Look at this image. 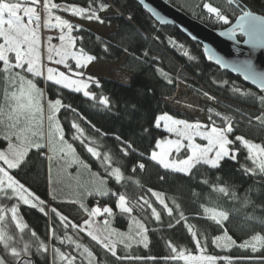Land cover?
Masks as SVG:
<instances>
[{
	"label": "snow or ice",
	"instance_id": "snow-or-ice-1",
	"mask_svg": "<svg viewBox=\"0 0 264 264\" xmlns=\"http://www.w3.org/2000/svg\"><path fill=\"white\" fill-rule=\"evenodd\" d=\"M110 7L112 4L109 0H88L86 7L75 3L60 4L54 0H0V98L3 101L0 103V133L8 141L7 148L0 150V194L16 201L10 207L0 206V245L3 248V252L0 253V264H35L32 258L33 245H35L37 254L50 257L49 264H77L78 259L81 264H84V261L86 264H105L104 259L100 258L88 246L73 239L67 234V231H65L64 238H60L56 234L55 227L50 226L49 239L59 240L61 245L66 239L70 245H74V251L77 254L62 251L55 244H47L41 240L20 216L18 205L22 202L38 209L44 215H48L47 205L25 184L11 175L9 170L26 165L29 153L35 149L48 161H52L58 154V158L64 160L67 165L77 164L91 172L90 166L79 158L73 145L65 140L63 128L57 118V113L61 108L71 109L73 112L76 109L72 108L71 104H65L62 97L46 100L44 90L38 87L33 79L28 78V74H31L32 77L44 78L53 85L59 86L61 90L67 89L74 93H80L89 100L96 101L102 111L108 114H117L119 108L109 96L98 97L94 91L89 90L90 85L100 88L101 81L93 75H88L85 78V73L82 70L86 69L97 57L85 50L83 46L85 35H72L74 31L85 32V30L82 26L63 19L61 15H56V10H62L87 21L110 24L111 20L100 14ZM202 7L210 17L224 24L230 23V15L239 12L240 14L236 16L235 26L225 34L233 36L239 30L249 37L246 43L264 47V15H257L251 11L246 0H220L218 4L214 3V0H205ZM117 15L124 18L128 25L127 29H122L124 35L117 33L120 40L115 46H123L125 42H132L138 32L133 31L135 21L131 13L126 17L122 12ZM44 28L60 30L58 46L51 43L53 37H48L46 59L57 65H63L68 70L67 72L59 71L55 67L45 68L41 52V31ZM96 39L101 42L106 53L114 47L115 37L107 41H102L100 37H96ZM77 42L80 43V47H77ZM123 51L129 52V48L123 47ZM205 51L207 52L208 49L205 48ZM183 54L189 56L187 51ZM130 55H133L134 59L140 63L148 62L147 59H144L149 56L147 50L143 53V58L135 56L134 53H130ZM208 58H213L210 53ZM151 59L157 60L158 57H151ZM189 59H194V57L189 56ZM69 61L74 62V66ZM216 62L222 64L218 58ZM244 67V79L250 80L252 84L256 85L260 90L259 93L238 86H232L231 91L236 95L237 100L257 105L256 112L245 113L239 106L231 108L228 114L215 111L214 115L221 120L220 125L216 124L212 115L209 116L211 124L205 125L199 122L189 123L186 120L175 119L165 112L156 116L150 122V126L139 124V135L142 137L151 135L152 127L156 129L163 127L168 133L175 134L178 138L157 139L150 152L147 154L139 152L137 162L131 168L129 175H126L124 165L111 150L102 151L104 146L98 140L86 137L85 130L74 121L72 127L76 130L77 135L73 138L79 139L84 144L87 152L99 162L106 174L101 176L100 173H91V188L86 190L87 195L101 198L115 197V210L113 206L108 204L101 206L99 202L89 209L83 202H80V208L87 214L88 219L83 220L82 224H77L57 209L51 208L50 211L58 217L60 225L65 230L71 228L86 233L91 241H94L106 254H110L117 260H155L156 258L151 256L144 258L118 255V245H123L125 248H130L132 243L143 244L145 248L149 245V228L144 222L137 219L133 212L135 210L143 212L146 208L151 209V217H154L156 221H161V212H158L153 207V203L143 195L133 199L127 192L113 191L108 186L110 179L120 184L121 187H126L129 183L139 185L140 182L135 177L138 171L143 172L147 169L148 164L145 162L147 161L163 170L162 174H158V179L162 182H167L169 173L181 174L191 181L201 166L221 170L229 161L239 163L240 148L236 147L237 144L246 149V160L250 161V166L247 163L240 165V170L245 175H259L264 178V143H257L253 139L246 138L245 134L234 135L241 123L250 130L255 129L264 133V71H258L250 61L246 62ZM155 71L166 80L167 84L174 83L170 73L163 68L156 67ZM223 83L227 84L228 82L224 81ZM124 84L131 86L127 78L124 79ZM152 93L153 89L151 88L140 90L138 97L146 99ZM203 95L210 101L216 100V97L207 91L203 92ZM141 99L124 101L123 111L130 123L132 117L138 112ZM208 112L213 114V109L209 108ZM92 127L95 128V125ZM96 132L101 136L107 135V133H101L100 129H96ZM135 135L136 133L133 132L127 138L122 135L115 136L122 157L137 153L133 138ZM230 136L233 138L230 139ZM197 137L207 143H196ZM44 149L47 151H42ZM182 151L184 152L183 156H181ZM48 153H52V155ZM201 183L208 186L210 192L217 194L218 198H226L230 202L228 207L215 201L201 205L202 217L211 221L220 230V235L214 236L212 243L216 247L222 248L232 246L251 248L252 252L264 249V234H262L264 232V217H258L248 212L249 207H257L251 199L252 190L249 189L243 196H240L233 186L226 181L222 182L219 176L215 181L210 182L203 179ZM179 191L178 189L177 196L172 198L174 207H169L164 193L152 188L147 189V192L151 193L155 200L163 206L167 215L175 220V224L170 221L168 227L173 228L176 224L183 223L195 239L200 254L194 255L187 250L178 249L171 241H167V246L172 254L163 259L184 261V264H217L218 259H224L231 264V257L205 254L206 244L202 243L200 233L196 230L195 225L188 223L189 218L179 203ZM193 195L199 197L200 194L193 192ZM116 211L129 217L131 225L128 233L111 227L109 218L114 217ZM100 216L106 218L103 221H97L95 218ZM236 218H241L244 224L252 229L250 238L239 245L229 234L227 228V224ZM256 224L261 227V232L255 231ZM26 233L30 234L28 240H25ZM204 241H207L206 236ZM260 259L264 260V257H260Z\"/></svg>",
	"mask_w": 264,
	"mask_h": 264
},
{
	"label": "trees",
	"instance_id": "trees-1",
	"mask_svg": "<svg viewBox=\"0 0 264 264\" xmlns=\"http://www.w3.org/2000/svg\"><path fill=\"white\" fill-rule=\"evenodd\" d=\"M167 1L183 10L187 15L213 29L225 27L212 22L211 17L202 7L205 0ZM54 2L60 4L75 3L86 7L88 0H54ZM109 2L112 4V7L100 14L104 18L110 19V24L107 22L100 24L96 21H89L108 28L106 34H98L82 26L85 32L74 31L72 35H85L86 39L83 45L85 50L95 55L99 60L114 62L122 59L120 67L128 72L126 78L131 86H126L124 81L105 76H96L101 81V87L97 88L94 85H90L89 90L94 91L98 97L101 95L109 96L119 108L117 114H108L100 109L96 101L89 100L80 93H74L67 89L61 90L59 86L53 85L44 78H36L28 74V78L33 79L37 86L44 90L46 100L62 97L65 104H71L72 108L76 109L73 112L71 109L61 108L57 113V118L63 128L65 140L73 145L76 149V154L90 166L91 172L77 164L69 166L64 160L59 159L57 155L54 156L52 161H48L45 156L40 155L33 149L29 153L26 165L9 171L11 175L25 184L36 196L45 201L48 215H44L38 209L20 202L18 205L20 216L29 225L30 229L34 230L45 243L55 244L62 251L77 254L74 251V245H70L66 239L63 245L60 244L59 240L49 239L50 226L55 227L56 234L60 238H64L65 231H67V234L72 236L73 239L88 246L100 258L104 259L105 264H184V261L163 259L172 254L167 246V241H171L178 249L197 254L199 250L197 249L195 239L187 231L183 223L169 228V222L171 221L175 224V220L169 217L163 206L155 200V197L151 193L147 192L148 188H152L155 191L164 193L169 207H174L172 198L177 196V190L179 189V203L185 215L189 218L188 223L195 225L196 230L200 233L202 243L206 244L205 254L217 257H231V264H264V260L260 259V257H264V249L252 252L251 248H241L238 246L229 248L216 247L212 243V239L214 236L220 235V230L211 221L204 219L201 215L203 211L201 208L202 204L207 205L215 201L225 207L230 206V202L226 198H218L217 194L210 192L208 186L201 183L203 179H207L210 182L215 181L216 177L219 176L222 182L226 181L229 185L233 186L240 196H243L251 189V199L257 207H249L248 212L258 217H264V178L259 175H245L240 170V165L247 163L250 166V161L246 160V149H243L239 144L236 145V147L240 148L238 155L239 163L229 161L221 170L201 166L199 172L196 173L195 178L191 181L181 174L169 173L167 182H162L158 179V174H162L163 170L147 161H145L148 164L147 169L143 172L138 171L136 174L135 178L139 180V185L129 183L126 187H121L114 180L110 179L108 181V186L113 191L127 192L133 199L143 195L153 203V207L158 212H161V221H156L154 217H151V209L146 208L143 212L139 210L133 212V215L144 222L149 228V245L147 248L143 244L138 243H132L130 248H125L123 245H118L117 247V253L120 256H139L144 258L151 256L155 257V260H117L110 254H106L94 241H91L86 233H81L71 228L65 230L60 225L58 217L50 211L51 208H55L63 215L68 216L72 222L79 224L81 218L87 215L80 208V202H83L89 209L96 206L95 202H99L101 206L108 204L109 206H113L115 210V197L101 198L87 195L86 190L91 188V173H100L101 176L106 174L100 167L99 162L87 152L84 144L79 139L73 138L77 135L76 130L72 127L74 121L85 130L86 137L96 139L104 146L101 149L102 151L111 150L124 165L126 175H129L131 174V168L137 162L139 152L147 154L152 150L157 139H165L168 136H172V134L162 127L160 129L152 127L151 135L142 137L139 135V124L150 126V122L156 116L165 112L175 118L186 120L197 119L195 116L179 110L174 104L177 98L176 87L178 82L183 83L191 94L200 98L198 109L205 116L208 125L211 124L209 120L210 115H212V119L217 125L221 124L220 118L214 115L215 111L228 114L230 109L236 106H239L242 111L248 114L254 113L257 110V105L237 100L231 88L232 86H238L257 93L260 90L247 85L240 76L232 75L220 68L217 63L211 61L206 56L199 43L187 38L175 26L157 23L135 0H109ZM246 2L251 11L264 15V0H246ZM214 3H220V0H214ZM57 11L68 14L69 22L75 25H80L76 19L84 20L74 17L71 13L62 10ZM120 12L123 13L124 17L129 13L133 15L135 21V29L133 31L138 32V35L130 43L125 42L123 46H115L117 41L120 40V36L117 33L124 35L122 29L128 28L126 20L117 15ZM239 14V12L232 14L229 19L235 21L236 16ZM46 34H48L47 31L42 34L43 39ZM50 34L53 37H57L51 32ZM236 36L239 40L243 38L239 33ZM96 37H100L102 41L115 37V40H113L114 47L109 52H104L101 42ZM156 37H159V39H156ZM181 45L183 47H180ZM80 46V43L77 42V47ZM123 47H128L129 52L123 51ZM146 50L149 52V56L144 58L148 60L147 63H140L134 59L133 55H130V53H134L135 56L143 58V53ZM185 51L189 53L190 57H194V59H189V56H185L183 54ZM151 57H158V59L152 60ZM69 63L74 66V62L69 61ZM156 67H161L169 72L174 83L167 84L166 80L155 71ZM82 71H85V69ZM224 81L228 83L225 84L223 83ZM148 88L153 89V93L146 99L139 98L138 92ZM205 91L216 97V100L206 101L201 98V93ZM129 99H141L138 105V112L132 117L131 123L123 111L124 101ZM2 102V98H0V103ZM209 108L213 109V114L208 112ZM92 125H95V128ZM96 129H100L101 133H107V135L101 136L96 132ZM133 132L136 133L133 138L137 153L128 157H122L119 153V145L115 140V136L122 135L127 138ZM239 134H245L246 138L253 139L255 142L264 143V133L258 132L255 129L250 130L243 123L238 125V130L234 133V135ZM231 138L233 137L230 136ZM6 143L7 140L0 133V147ZM42 151H47V149ZM48 154L52 155V153ZM183 155L184 152L182 151L181 156ZM193 192L199 193V197L193 195ZM48 200L51 201V204H49ZM14 203H16L14 199L5 198L3 194H0V206L7 205L10 207ZM105 218L104 216H100L98 221H103ZM109 219L112 228L124 233L129 232L131 221L127 215L116 211V215ZM227 228L229 234L237 241V245L248 240L252 232V229L245 225L241 218L233 219L231 223L227 224ZM255 231L261 232L259 224L255 225ZM205 236L207 237V241H204ZM29 238L30 234L26 233L25 240ZM2 252L3 248L0 245V253ZM32 252L35 264H49L50 257L37 254L35 245H33ZM77 264H81L80 259H78ZM84 264H86V261H84ZM217 264H229V261L218 259Z\"/></svg>",
	"mask_w": 264,
	"mask_h": 264
},
{
	"label": "water",
	"instance_id": "water-1",
	"mask_svg": "<svg viewBox=\"0 0 264 264\" xmlns=\"http://www.w3.org/2000/svg\"><path fill=\"white\" fill-rule=\"evenodd\" d=\"M142 8L161 25H172L180 30L187 38L199 43L206 56L212 55L211 61L217 63V58L222 64L217 65L231 73L240 76L250 87L258 90L257 86L250 80L244 79L245 63L251 64L258 70L264 71V47L254 43H246L249 37L239 30L235 35L225 33L233 28L234 23L222 29H213L201 21L187 15L183 10L169 3L167 0H135ZM257 15H261L256 13ZM242 35L239 40L236 34ZM205 48L208 51H205Z\"/></svg>",
	"mask_w": 264,
	"mask_h": 264
},
{
	"label": "rangeland",
	"instance_id": "rangeland-1",
	"mask_svg": "<svg viewBox=\"0 0 264 264\" xmlns=\"http://www.w3.org/2000/svg\"><path fill=\"white\" fill-rule=\"evenodd\" d=\"M56 15H61V17L63 19H67V20H68V17H69L68 14L62 13V12L60 13L57 10H56ZM211 20H212V22L216 23L217 25H219L221 27L222 26L226 27V25H227V24H224L222 22H219V21L215 20L212 17H211ZM76 21L81 26L86 27L88 29H91V30L97 32L98 34H106L107 33L106 31H107L108 28H106L103 25L96 24V23L89 22V21L79 20V19H76ZM53 23H54V21H53ZM109 28H111V27H109ZM44 29H46L44 31H47V33H48V34H46L44 36V39H43V35H42V31H41V36H42L41 37V39H42L41 52H42V56L44 57L43 64H44L45 68L46 67H55L59 71L67 72L68 71L67 69L62 70L60 65H57L54 62H49L46 59L47 47H48V37L49 36L53 37L50 34V32L51 33L52 32L55 33L56 34L55 36H57V37H53L51 43L53 45L58 46L60 44V41L58 39V36L60 34V30L58 28H51V29L44 28ZM49 30H50V32H49ZM121 62H122V59L118 60V61H114V62L96 59L94 62H92L85 69V71H84L85 78L88 75H93L95 77L96 76H105V77L116 79V80H119V81H124V79L126 78L128 72L120 67ZM176 97L177 98L174 101V104L176 105V107L179 110L184 111L185 113H187L189 115L195 116L197 119H195V120H186V119L175 118L174 117L175 119L186 120L189 123L199 122L201 124L208 125L205 116L203 114H201L199 109H198L200 98L196 97L194 94H191L190 91L188 90V88H186V86L183 83H181V82L179 83L178 87H176ZM201 98H203L206 101H210L203 95V93H201ZM177 138L178 137H176L175 134H172V136H168L165 139H177ZM184 143H187V141H184ZM196 143L206 144L207 141L202 140L201 138L197 137L196 138ZM7 144H8V141H7V143L4 146L0 147V150L6 149L7 148ZM57 156H58V154H57ZM48 202H49V204H51L50 200H48ZM85 219H88L87 215H84L81 218L79 224H82L83 220H85ZM95 219L98 221L99 217H97ZM197 254H200V253L198 252ZM197 254H194V255H197Z\"/></svg>",
	"mask_w": 264,
	"mask_h": 264
},
{
	"label": "built area",
	"instance_id": "built-area-1",
	"mask_svg": "<svg viewBox=\"0 0 264 264\" xmlns=\"http://www.w3.org/2000/svg\"><path fill=\"white\" fill-rule=\"evenodd\" d=\"M230 22L232 23L233 20H230ZM45 31L42 30V34H44ZM53 33V32H52ZM54 35H56L55 33H53ZM62 70H65L64 66H60ZM95 205L97 204V202L94 203Z\"/></svg>",
	"mask_w": 264,
	"mask_h": 264
},
{
	"label": "bare ground",
	"instance_id": "bare-ground-1",
	"mask_svg": "<svg viewBox=\"0 0 264 264\" xmlns=\"http://www.w3.org/2000/svg\"><path fill=\"white\" fill-rule=\"evenodd\" d=\"M232 23H234V21H233ZM232 23L230 22L228 25H230V24H232Z\"/></svg>",
	"mask_w": 264,
	"mask_h": 264
},
{
	"label": "crops",
	"instance_id": "crops-1",
	"mask_svg": "<svg viewBox=\"0 0 264 264\" xmlns=\"http://www.w3.org/2000/svg\"><path fill=\"white\" fill-rule=\"evenodd\" d=\"M179 83H180V82L177 83V87H178Z\"/></svg>",
	"mask_w": 264,
	"mask_h": 264
}]
</instances>
